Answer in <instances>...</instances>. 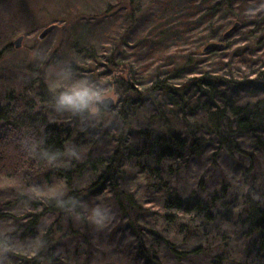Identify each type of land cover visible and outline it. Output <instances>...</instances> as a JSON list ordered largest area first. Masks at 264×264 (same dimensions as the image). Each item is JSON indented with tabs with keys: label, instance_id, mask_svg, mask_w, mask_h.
<instances>
[{
	"label": "trees",
	"instance_id": "16d2710c",
	"mask_svg": "<svg viewBox=\"0 0 264 264\" xmlns=\"http://www.w3.org/2000/svg\"><path fill=\"white\" fill-rule=\"evenodd\" d=\"M117 19L122 23L115 26ZM235 22L240 28L225 37ZM53 24L70 42L71 59L64 61L70 76L60 81L68 85L54 92L40 75L34 86L0 98V183L53 176L69 189L61 199L30 198L25 217L0 214L18 229L25 223L28 234L21 237L38 247L18 264H62L57 237L78 233L71 219L80 200L92 195L114 199L130 232L125 245L132 264H264V0H119ZM100 24H113L114 33L91 47L87 35ZM248 27L254 40L204 52ZM114 67L122 75L113 77ZM80 78L99 81L105 91L115 86L113 111L98 109L115 121L95 123L67 111L68 121L48 117L40 104H54ZM141 111L152 112L150 122L132 127ZM89 134L111 136V157H85ZM86 167L95 179L73 190ZM132 171L148 182L143 198L127 187ZM191 172L199 192L187 195L173 180ZM213 172L218 183L208 179ZM239 182L246 190L237 197ZM230 228H237L239 254L230 250Z\"/></svg>",
	"mask_w": 264,
	"mask_h": 264
},
{
	"label": "rangeland",
	"instance_id": "374dc122",
	"mask_svg": "<svg viewBox=\"0 0 264 264\" xmlns=\"http://www.w3.org/2000/svg\"><path fill=\"white\" fill-rule=\"evenodd\" d=\"M117 1L119 0H0V98L5 97L10 92L23 91L29 88L30 85L34 86L36 83L34 81L40 75L51 90H53L54 85L55 90L62 88L64 85L67 86L69 80H65L64 84H61V79L54 75V73H58L65 68V60L71 59L68 49L70 42L68 41V36L64 33L66 30L59 26V30L54 31L44 41L38 40L39 33L43 28L53 24L54 21H61V19L71 20L78 13L102 12L106 8H109L110 5H114ZM59 23L61 24V22ZM121 23V19H117L114 25L117 26ZM250 23H252L251 20ZM253 30V28L249 27L248 29L241 28L235 32V34H238L236 37L230 38V40L214 41L212 43L223 44L225 47L229 44L235 45L246 39L254 40L248 34V32ZM112 32L114 33L113 24H100L87 35V41L90 42L88 44H91V47L95 45L101 46L103 45L102 43L109 40V35ZM21 36L24 37L23 43L19 49H16L13 46L14 40ZM259 37L260 41L263 40L264 33ZM8 46H11V48L6 50ZM241 47L243 46L241 45ZM56 59L61 60V65L54 67L53 65ZM102 62H100L101 65H103ZM117 64L120 63L117 62ZM83 67L82 69H84ZM110 72L113 77L115 75H122L117 67H114L112 70L110 69ZM108 81L109 84L112 83V79ZM103 87L105 88V86ZM107 89L106 92H111V95L105 96L104 98L113 99L116 106L118 97L115 94V86ZM40 106L44 107V112L50 119L69 120L68 115L64 111H56L53 104H40ZM98 109L101 110L97 107L95 116L87 115L88 121L107 125L115 121L112 115L100 114ZM104 112L109 113L107 111ZM151 115V111H141L139 116L132 118V127H142V125L148 124ZM110 140H112L111 136L98 139L95 135L89 134L83 143L85 144L83 146L85 157L90 154V157L87 158H91L92 162L98 159L100 160V158L106 159L111 157L114 146ZM73 155L74 153L72 152L70 156ZM91 171L90 167H86L85 170L78 173L77 178L70 184L71 188L73 190H79L89 185L95 179ZM209 175L210 177L208 179L210 183L213 181H217L216 183H218L220 181L217 173L215 174L213 172ZM193 176V172L189 175L184 174L179 176V178L173 180L174 187L187 195L195 190L199 192L194 180L196 176ZM262 178L264 184V173L262 174ZM126 182L127 187H132V192L137 191L139 196L144 197V192L148 188V182L136 177L134 171L127 173ZM152 185H156L155 187H157L158 184L157 182H152ZM235 186L236 190L234 194L237 197L246 190L242 182L235 184ZM262 186L260 188L262 191L260 196L264 199V185ZM68 192L69 189L67 188L65 180L53 176L51 177V181L45 180L41 183L35 182L33 179L6 180L0 183V214L10 213L13 217L11 219L25 217L27 211L31 210L30 198L43 197L42 199H61ZM148 193L150 194V192ZM153 195L154 193L151 191V194L149 196L147 195L148 199L151 200L154 198L155 196ZM113 200L108 195L86 196L80 200L77 205L76 215L71 219V224L76 228L78 233L76 235H62V237H57V253L61 256L62 264H132V259L128 255L130 252L129 247L125 245L130 238V232L122 225L123 222L120 220L119 214H117L118 209ZM239 200L241 203L242 200L240 198ZM6 203L9 205H4ZM97 206L104 209L109 215V219L103 227L96 226L88 218L92 210ZM49 221H52V219L50 218ZM13 224H16L13 220L10 222L0 220V264H18L22 259V254H28L34 251V249H38L34 243H29L27 237H21L23 231H25V234H28V231L25 229L27 227L26 224L24 223V228L19 229L13 226ZM48 224L49 222L46 221L42 225V228L48 226ZM64 228L66 227L64 226ZM231 230L233 231V237L230 242V250L233 253L239 254L242 243L236 233L237 228ZM181 241L183 240L180 236L178 242ZM183 245L188 246L187 243H183Z\"/></svg>",
	"mask_w": 264,
	"mask_h": 264
},
{
	"label": "clouds",
	"instance_id": "9594fccd",
	"mask_svg": "<svg viewBox=\"0 0 264 264\" xmlns=\"http://www.w3.org/2000/svg\"><path fill=\"white\" fill-rule=\"evenodd\" d=\"M59 79H68L70 72L62 69L54 73ZM55 92V85L53 86ZM99 81L80 78L68 90L60 91L54 97L53 107L56 111H67L73 115L88 114L95 116L97 107L103 102L105 96H110ZM96 226L103 227L109 219L107 212L97 206L88 217Z\"/></svg>",
	"mask_w": 264,
	"mask_h": 264
},
{
	"label": "water",
	"instance_id": "95a60500",
	"mask_svg": "<svg viewBox=\"0 0 264 264\" xmlns=\"http://www.w3.org/2000/svg\"><path fill=\"white\" fill-rule=\"evenodd\" d=\"M240 24L239 23H235L234 26L229 29V31L224 35L225 37H229L234 31L235 29L239 28ZM59 29V25L57 24H50L48 25L46 28H43V30L39 33L38 35V40L39 41H44L45 39H47L50 35H52V33L56 30ZM24 37L21 36L19 38H17L16 40H14L13 46L16 49H19L23 43ZM224 49V45L223 44H219V43H209L205 48H204V52L208 53L210 51L213 50H223ZM98 108H100L101 110L104 111H111L115 108V101L111 98H104L103 102L98 106Z\"/></svg>",
	"mask_w": 264,
	"mask_h": 264
}]
</instances>
